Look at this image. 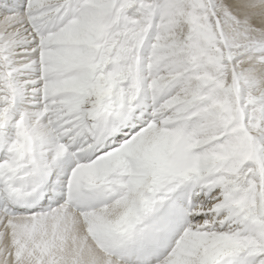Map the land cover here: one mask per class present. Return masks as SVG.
<instances>
[{
	"label": "snow or ice",
	"instance_id": "1",
	"mask_svg": "<svg viewBox=\"0 0 264 264\" xmlns=\"http://www.w3.org/2000/svg\"><path fill=\"white\" fill-rule=\"evenodd\" d=\"M0 264H264V0H0Z\"/></svg>",
	"mask_w": 264,
	"mask_h": 264
}]
</instances>
